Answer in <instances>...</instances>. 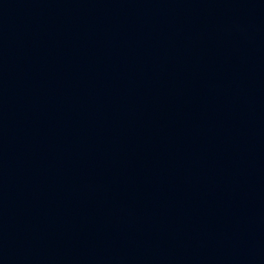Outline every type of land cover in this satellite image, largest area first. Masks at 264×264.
Masks as SVG:
<instances>
[{"label": "water", "instance_id": "1", "mask_svg": "<svg viewBox=\"0 0 264 264\" xmlns=\"http://www.w3.org/2000/svg\"><path fill=\"white\" fill-rule=\"evenodd\" d=\"M0 264H264V0H0Z\"/></svg>", "mask_w": 264, "mask_h": 264}]
</instances>
